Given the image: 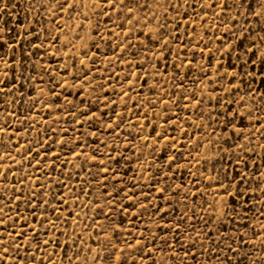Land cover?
<instances>
[{"label": "rangeland", "instance_id": "1", "mask_svg": "<svg viewBox=\"0 0 264 264\" xmlns=\"http://www.w3.org/2000/svg\"><path fill=\"white\" fill-rule=\"evenodd\" d=\"M223 2L0 3V264H264V183L243 204L219 188L230 166L264 173V128L249 130L264 120V31L248 11L264 9L247 0L246 21ZM241 94L228 106L253 114L225 130L219 101Z\"/></svg>", "mask_w": 264, "mask_h": 264}, {"label": "snow or ice", "instance_id": "2", "mask_svg": "<svg viewBox=\"0 0 264 264\" xmlns=\"http://www.w3.org/2000/svg\"><path fill=\"white\" fill-rule=\"evenodd\" d=\"M3 2H4V0H0V3H3ZM96 2H100V0H96ZM116 3H117V0H111V4H112V7H113L114 10H115ZM119 3L123 4L124 0H119ZM246 3H247V0H232L231 4L229 3V0H224L223 4L220 5V7L225 12L231 11L232 7H236L237 8V14L239 16H241L244 20L247 21L248 20V16L245 15V13L243 11H241V9L244 8V5ZM69 6L71 7V5H69ZM211 6L215 7L216 5L214 3ZM259 6L262 9H264V0H260V5ZM61 7H64V5H61ZM248 11L252 13L253 17L256 19V23L261 25V30L264 31V21L260 20V16L262 14H264V13L255 12V10L252 9V8H249ZM221 18L223 19V17H221ZM241 31L244 32V31H246V29L244 27H242ZM253 32H254V30L248 31L247 35L242 36L241 39H247L249 35H253ZM233 35H236V33L234 32ZM220 39H223V37H220ZM261 40L264 41V37H261ZM5 43H7V41H5L3 39V31L0 30V46H3ZM165 43H167V42L165 41ZM254 44H255V41H253L252 44L249 45V48L244 53L245 55H247V53L249 51H251L253 53V55H255ZM15 46L16 45H9V47H15ZM231 51H235V48H230V52ZM3 59L4 58L2 56H0V60H3ZM5 63H7V62L5 61ZM247 63L248 62L246 61L241 66V72H243V74L245 76L248 75L247 72H244V68L247 66ZM261 63L264 64V59L261 60ZM221 67H223V65H221ZM7 68L10 70V69L13 68V65L12 64H8ZM2 75L6 76L7 75V71L2 73ZM224 75H225V78H228L227 77V73H225ZM237 75H239V73L234 74L231 77V80L234 81L236 79ZM16 79H19V77H16ZM20 87H23V85H20ZM232 87H233V85L229 84V88H232ZM236 89H237V91L239 90V85H236ZM5 91L11 93L12 92V88H6L5 85H4V80L0 79V95H3L5 93ZM235 95H236V92H230L229 93L230 97H234ZM248 95L252 96L253 99H255L254 94L249 93ZM219 102L222 103L223 105H225L223 111L218 114L219 115V119L224 121L225 130H227V126L230 125V124H232L234 126V121H235L236 118L239 117V118L243 119V118H245L246 115L247 116H251L253 114V111H254V109H248L247 113L245 114V113H242L240 111H236V110H234V109H232L231 107L228 106L230 104H237L238 103L241 108H244L245 105H246L245 94H241L239 100L230 99V100H220ZM262 102H264V101H262ZM197 103H200V102L197 101ZM250 125H251V127H250L249 130L253 132V135H255V133L257 131H259V129L264 128V120H261V117L259 115H256L255 120L254 121H250ZM109 127H111L110 124H109ZM237 130L240 131L239 129H237ZM233 135H235V133H233ZM173 139H175V137H173ZM239 147H240L242 152L246 150L245 145H240ZM227 150L228 151H232L231 147H229ZM77 155H79V153H77ZM234 158H235V161H236V163L238 165L242 164L244 166V168H247V162L245 160H242L239 156H235V154H234ZM93 159H95V157H93ZM172 159H173V161H175L176 157L174 156ZM224 159L227 160L228 157H224ZM101 171L107 173L109 171V169L107 167H105V168L101 169ZM105 180H107V177H105ZM225 180L228 181V182L224 183L223 181H225ZM254 180L257 181V190H258L260 184L264 183V173H261L260 177H256L255 173H252L250 175L249 172L244 171L243 168L237 167V168H235V170H233L231 168V166H230L229 168H225L223 170V179L219 183V188H222L227 196H230V197H233V198H236V197L240 198L241 201H242V204H243V202L245 200V197H244V191H242V189H244L245 185H248V189L247 190L252 191V184H253ZM129 191H131V190H129ZM160 191L162 193L165 190L161 189ZM104 194L106 196H111L112 197V199L108 201L110 204H112L113 201H115L116 196L120 194V190L118 189L117 193L115 195L113 193H110V192H106ZM144 195L147 196L148 193H144ZM124 197L125 198H129V199L131 198V197L128 196L127 192L124 193ZM248 199H251V197H249ZM141 204H142V206L145 209L147 208V204H143L142 201H141ZM113 207H115L114 204H113ZM120 210L122 212H126V211H128V206L124 205L123 203H121L120 204ZM0 211H3V209L0 208ZM156 214H160L161 219H164L168 215V211L164 210L162 208V206H157L156 207ZM185 215H186V213H182L181 214V218H183ZM193 215H195V212H193ZM226 215H230V213H228L226 211L224 214H222L221 219L223 220V217L226 216ZM237 215H239V213H237ZM246 215H247V213L245 212V215L241 216V219L242 220L245 219ZM261 215H264V213H261ZM53 223H55V222H53ZM232 223H234V224L236 223L235 219H233ZM161 227H164V226H161ZM168 227H172V226H168ZM174 227L176 229L175 235L178 236L179 235V231L178 230H179L180 225L176 224ZM11 234L12 233H9V235H11ZM24 234L27 235V230L26 229L24 230ZM33 235H35V230L33 232ZM234 236H238V243H240V244L245 243V241L243 239V235L242 234H238L236 232H234L232 235L226 236L225 238L231 241ZM198 242L199 241H197V243ZM4 243H5V241L2 238V234H0V245H3ZM43 244L47 245L48 241L47 240L43 241ZM12 246L17 248V249H19L20 247H22V244L19 243V242H15L14 241ZM165 246L166 247H174L173 245H171L167 241L165 243ZM40 250H42L40 248V242H37V251H40ZM228 250L230 252L236 251V249H234L232 247L231 243L228 245ZM8 251H9L8 247L0 248V261H7V259H8V257H7ZM188 254L189 253H185V255H188ZM31 255L33 256V259H34V254H31ZM192 255L194 256L195 254H192ZM217 258L219 259V257H217ZM254 264H255V262H254Z\"/></svg>", "mask_w": 264, "mask_h": 264}]
</instances>
